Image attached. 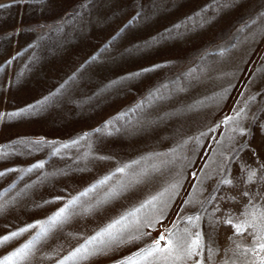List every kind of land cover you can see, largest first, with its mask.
Returning <instances> with one entry per match:
<instances>
[{
  "label": "rangeland",
  "instance_id": "obj_1",
  "mask_svg": "<svg viewBox=\"0 0 264 264\" xmlns=\"http://www.w3.org/2000/svg\"><path fill=\"white\" fill-rule=\"evenodd\" d=\"M0 6V264H262L264 0Z\"/></svg>",
  "mask_w": 264,
  "mask_h": 264
},
{
  "label": "snow or ice",
  "instance_id": "obj_2",
  "mask_svg": "<svg viewBox=\"0 0 264 264\" xmlns=\"http://www.w3.org/2000/svg\"><path fill=\"white\" fill-rule=\"evenodd\" d=\"M3 7V6H0ZM138 75V74H137ZM31 107V106H30ZM28 109H23L21 110V112L27 111ZM20 113H13L11 115H19ZM119 171H123V169H120ZM0 175H3V173H0ZM155 199V198H154ZM148 203H152L151 201H149ZM147 205L142 204L141 205V209L146 207ZM166 206V205H165ZM137 212L140 211V209L136 210ZM163 211V209H161V212ZM61 212H63V209H61ZM135 213H129V215H134ZM261 217L264 218V213H261ZM122 219H126V217L122 218ZM189 220L192 219V217H188ZM55 222V221H53ZM159 222V217H157V221ZM39 223V222H38ZM121 221L117 220L114 224H111L108 226V228H106L102 233H98L96 237H92L90 240L87 241L88 244H92L95 240H97L98 237H103V236H108L110 238V240H115L116 237L112 235L111 233V229L115 228L117 224H120ZM228 223H231V221H228ZM35 227V225H28L26 228H21L18 232H12L10 235H6L3 237H0V245H3L4 243H7L8 241L12 240L13 238L18 237L19 235L23 234L24 232L28 231L29 228H33ZM242 229V226L237 225L236 226V231L240 232ZM187 232V230H185ZM144 235V234H141ZM141 237H133L132 239H140ZM165 236L161 235L158 239H156L154 241V250L159 252V251H164V249H161L159 247L160 245V241L164 240ZM259 239L264 240V236H260ZM131 242V241H128ZM100 243L102 245L105 244V241L103 239L100 240ZM29 246L26 244L24 246V249H27ZM200 247V235L199 233L195 234V238L189 240L184 236H181L178 240L173 241V240H169L168 244H167V251L168 252H176L177 253V259L181 260L184 262V264H187L188 260H191L193 258V256H198L199 255V249ZM260 248L264 249V243L260 244ZM24 249H21V251H23ZM21 251H18L16 253H14L15 256H20L21 255ZM104 251V248H100V249H94L93 251H89V249L87 247L82 246L81 248H77L75 250V252L72 254L73 257H75L78 253H84L83 256H81V259H89L91 256L94 255H98L101 252ZM137 256L140 255V253L136 254ZM148 256L153 255V250L149 249L147 252ZM127 264H139L138 261H134L132 260L131 257L127 258ZM198 264V262H197ZM262 264H264V261H262Z\"/></svg>",
  "mask_w": 264,
  "mask_h": 264
}]
</instances>
